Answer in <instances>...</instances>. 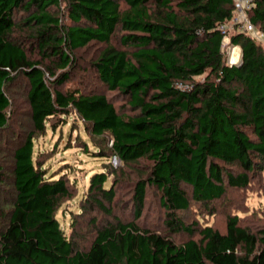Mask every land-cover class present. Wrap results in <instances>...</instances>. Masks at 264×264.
Listing matches in <instances>:
<instances>
[{"label": "trees", "instance_id": "obj_1", "mask_svg": "<svg viewBox=\"0 0 264 264\" xmlns=\"http://www.w3.org/2000/svg\"><path fill=\"white\" fill-rule=\"evenodd\" d=\"M253 3L250 21L264 34V0ZM235 12L234 0H0V131L21 79L33 128L13 152L0 264H264V223L248 226L235 213L222 232L180 216L195 206L214 214L230 191L264 178V43L233 29L242 58L236 49L229 64L219 28ZM92 46L84 71L102 93L72 82L77 53ZM73 114L92 153L122 166L92 176L68 236L57 214L77 187L48 175L35 140ZM120 187L130 192L129 220L113 217ZM151 193L163 211L154 228L141 224Z\"/></svg>", "mask_w": 264, "mask_h": 264}, {"label": "rangeland", "instance_id": "obj_2", "mask_svg": "<svg viewBox=\"0 0 264 264\" xmlns=\"http://www.w3.org/2000/svg\"><path fill=\"white\" fill-rule=\"evenodd\" d=\"M228 55V62L232 60L235 53L225 48ZM239 50V49H238ZM98 46H92L90 49L80 51L77 53L78 63L76 68L71 70V75L74 76L72 82L79 84L86 91H93L102 93L105 90L98 81L96 74L92 69L84 71L89 68V62L93 61L97 55ZM29 87L27 81L24 79L18 80L14 85L10 95L13 98L12 108L9 113L8 127L0 131V166L3 167L5 173V183L0 187V209L7 207L13 197V152L14 149L23 142L27 134L32 131V122L30 115V108L27 103V93ZM112 94L110 93L109 96ZM117 105L123 104L118 101ZM49 126V125H48ZM84 144L89 147V153L85 151ZM97 151V148L91 142L90 137L85 132L83 122L74 114L67 119L57 124L55 131L48 127L46 135H40L35 140V158L44 168L47 169L49 176L58 177L63 174L68 176L73 186L77 187L76 197L66 203L58 212L57 217L61 222L62 229L68 236L73 235L72 219L75 214L81 213L80 201L88 193L90 181L94 174L109 172L111 168L118 170L121 168V163L118 167H111V161L98 157L92 152ZM143 166V165H141ZM108 169V170H107ZM142 168H139V171ZM114 181L110 177L107 187ZM121 188L117 196V201L112 207L113 217L119 216L123 220L131 218V211L123 204L129 201V190ZM152 190V189H151ZM152 190L151 192H153ZM217 209L214 214H208L202 211L199 207H193L190 212L181 213L180 216L184 218L188 224L192 219L201 218L205 223L212 224L216 229L225 232L226 219L229 215L235 213H242L245 217L244 221L248 226H259L264 223V212L259 209H264V178H254L251 187L248 191H230L227 196V201L219 203L215 206ZM226 208H228L226 210ZM257 209V210H255ZM160 207L159 199L154 194L148 195L146 212L141 219V224L148 228H154L161 224L159 220ZM256 211V212H254ZM163 215V211H160ZM254 212V214H253ZM253 214V215H251ZM103 220L104 215L100 212L93 213ZM260 216L263 219H260ZM89 218L80 222L83 225V231H78L80 236L86 237L89 233L88 222ZM80 220V219H79ZM111 220V218H110ZM81 221V220H80ZM161 226V225H160ZM89 239V237H88ZM182 239H186L185 236Z\"/></svg>", "mask_w": 264, "mask_h": 264}, {"label": "built area", "instance_id": "obj_3", "mask_svg": "<svg viewBox=\"0 0 264 264\" xmlns=\"http://www.w3.org/2000/svg\"><path fill=\"white\" fill-rule=\"evenodd\" d=\"M253 2L254 0H234L236 6L235 18L231 21V23L222 25L219 28L224 35V48H229L228 50L233 48L231 47L230 32L235 28H237L239 31L245 32L258 42L264 43V34L257 30L249 18V11L254 7ZM229 64L235 65L232 60L229 61ZM179 87L183 88L182 85H179ZM111 163L114 165V167H118L120 165V160L117 158V156H114L112 157Z\"/></svg>", "mask_w": 264, "mask_h": 264}, {"label": "crops", "instance_id": "obj_4", "mask_svg": "<svg viewBox=\"0 0 264 264\" xmlns=\"http://www.w3.org/2000/svg\"><path fill=\"white\" fill-rule=\"evenodd\" d=\"M233 48H234V49H235V48L239 49V51H240V53H241V58H242V50H241V48H240V47H233ZM234 49L231 48L230 51L233 52ZM240 61H241V59L239 60V62H240ZM239 62H238V63H239Z\"/></svg>", "mask_w": 264, "mask_h": 264}]
</instances>
